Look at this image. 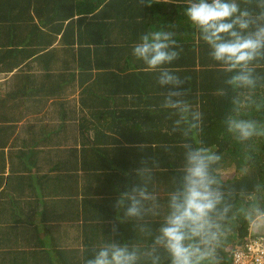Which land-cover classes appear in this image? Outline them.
I'll use <instances>...</instances> for the list:
<instances>
[{
  "label": "crops",
  "instance_id": "1",
  "mask_svg": "<svg viewBox=\"0 0 264 264\" xmlns=\"http://www.w3.org/2000/svg\"><path fill=\"white\" fill-rule=\"evenodd\" d=\"M55 7L46 5L35 16L39 29H26L18 40L26 46L19 65L24 74L0 69V264H86L87 243L115 241L118 197L103 201L106 193L124 191L110 193L104 175L111 173L113 187L128 174L118 147L129 146V130L143 132V123L129 115L142 109L145 86L158 83L128 49L118 61L102 44L82 57L77 39L94 14L82 16L79 5ZM185 7L154 0L147 7L150 31H172L180 44L196 43L199 31L182 14ZM31 50L39 53L27 58ZM12 65L5 59L0 68Z\"/></svg>",
  "mask_w": 264,
  "mask_h": 264
},
{
  "label": "trees",
  "instance_id": "2",
  "mask_svg": "<svg viewBox=\"0 0 264 264\" xmlns=\"http://www.w3.org/2000/svg\"><path fill=\"white\" fill-rule=\"evenodd\" d=\"M153 1L145 0L146 3L142 4L141 0H0V63L9 59L14 64L0 69L8 70L6 73L20 69L18 74H24L23 67L19 65L25 59L26 46L18 40L26 29H39L35 16H39L48 4H56L55 9H69L75 5L77 9L79 5L82 16L94 14L86 30L82 28L81 36L77 39L82 57L89 56L91 50L97 52L99 48L96 45L101 44L110 50L112 61L119 60L115 59L121 50L128 49L133 55V48L139 42L137 38L149 32L152 26L146 17L147 7L152 8ZM176 1L185 4V0ZM236 3L241 10H248L253 18L264 11L260 7L261 0H236ZM163 13L168 16L166 11ZM121 33L124 36L122 42ZM120 43L126 46L119 49ZM180 45L182 51L179 59L167 67L185 81L182 85L185 94L176 99L190 105L192 112L202 114L199 127L189 130L187 123L175 124L178 117L173 113L178 110L164 106L169 85L157 83L152 84V87L145 86L142 109L137 114L129 115L130 119L140 120L144 130L139 133L129 130V146H119L121 155L116 156L123 159L128 174L123 173L120 185L113 187L111 173L106 172L104 175L107 177L105 187L110 193L119 191V188L125 192L134 185H144L155 196L154 201L144 202L146 211L142 219L130 218L125 223L117 224L115 242L127 244L130 250L136 249L139 257L137 264H153L156 257H159V264H170V257L165 250L154 246L153 242L168 214L169 194L181 187L186 144L208 147L222 157L214 166L224 195L220 208L230 206L227 219L222 221L225 227L222 242L232 241L236 247L241 246L252 223L257 220L248 217L247 211L255 206L264 209V136L241 142L227 131L225 123L226 118L232 117L255 120L264 125V57H258L250 65L252 75L256 78L255 87H238L227 83L237 72L225 71L211 58L210 49L202 41L200 33L196 43ZM38 53V50H31L27 52V58L35 57ZM157 94H160L161 99L156 98ZM188 115L190 119L191 113ZM142 135L144 143H135ZM140 168L145 170L143 177L136 174ZM162 172L164 175L160 174ZM106 195L103 201L105 205L119 197L109 193ZM148 207H159L162 211L154 215L155 211ZM96 243V247L91 242L83 247L89 250L88 254L85 252V258H91L92 251L105 244L100 241ZM218 254L223 258V264H229L230 257L224 256L220 248Z\"/></svg>",
  "mask_w": 264,
  "mask_h": 264
},
{
  "label": "clouds",
  "instance_id": "3",
  "mask_svg": "<svg viewBox=\"0 0 264 264\" xmlns=\"http://www.w3.org/2000/svg\"><path fill=\"white\" fill-rule=\"evenodd\" d=\"M141 3L146 2L141 0ZM185 5L183 14L198 29L202 41L210 49L211 58L225 71L237 72L227 83L255 87L256 78L250 65L258 57H264V11L253 18L248 10H241L236 0H185ZM260 7L264 8V0H261ZM175 37V32L165 30L144 33L133 48V55L147 70L157 74L159 85L170 86L164 106L178 110L173 113L178 117L175 124L184 122L189 130L197 129L202 114L192 112L190 105L173 99L185 94L182 88L185 81L167 67L179 59L182 51ZM225 123L227 131L238 141L264 136V125L255 120L228 117ZM185 148L181 187L169 194V211L153 243L165 250L170 264H223L218 249L225 235L222 221L227 219L230 206L220 208L224 195L214 167L222 157L204 146L186 144ZM144 171L143 168L137 169L136 174L143 177ZM154 200L155 196L144 185H134L129 191L120 193L113 204L112 234L118 233L117 224L130 218L142 219L146 211L144 202ZM247 216L264 220V209L259 206L250 208ZM138 259L136 249L130 250L127 244L112 241L96 250L86 264H137ZM153 264H159V257Z\"/></svg>",
  "mask_w": 264,
  "mask_h": 264
},
{
  "label": "built area",
  "instance_id": "4",
  "mask_svg": "<svg viewBox=\"0 0 264 264\" xmlns=\"http://www.w3.org/2000/svg\"><path fill=\"white\" fill-rule=\"evenodd\" d=\"M254 222L242 245L231 251L229 264H264V220Z\"/></svg>",
  "mask_w": 264,
  "mask_h": 264
},
{
  "label": "rangeland",
  "instance_id": "5",
  "mask_svg": "<svg viewBox=\"0 0 264 264\" xmlns=\"http://www.w3.org/2000/svg\"><path fill=\"white\" fill-rule=\"evenodd\" d=\"M184 12V10L182 11ZM183 14V13H182ZM181 16V15H180ZM179 18V15L177 16ZM255 223V222H254ZM234 239V238H233ZM231 238V240H233ZM236 247V243L232 241H223L222 246L220 247L221 252L224 254V256H229L230 252Z\"/></svg>",
  "mask_w": 264,
  "mask_h": 264
}]
</instances>
